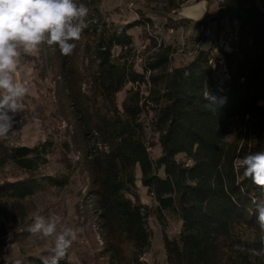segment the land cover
<instances>
[{
	"label": "trees",
	"instance_id": "trees-1",
	"mask_svg": "<svg viewBox=\"0 0 264 264\" xmlns=\"http://www.w3.org/2000/svg\"><path fill=\"white\" fill-rule=\"evenodd\" d=\"M78 3L89 14L70 56L46 44L24 53L37 87L44 83L52 95L53 135L35 147L0 141V171L12 166L25 174L0 182V200L24 201L78 174L83 191L74 226L94 238L96 224L104 253L120 264H141L150 247L148 219L161 222L165 212L180 222L178 238L162 235L165 264H264L235 249L264 246L256 213L264 188L233 167L235 159L264 151V0L217 6L216 35L226 28L234 34L231 52L218 50L228 77L222 86L212 48L178 65L170 47L137 62L127 29L138 22L117 30L99 21L92 1ZM55 151L64 175H41ZM136 182L152 205L141 202Z\"/></svg>",
	"mask_w": 264,
	"mask_h": 264
},
{
	"label": "rangeland",
	"instance_id": "rangeland-1",
	"mask_svg": "<svg viewBox=\"0 0 264 264\" xmlns=\"http://www.w3.org/2000/svg\"><path fill=\"white\" fill-rule=\"evenodd\" d=\"M95 9V15L102 23L120 30L133 23L137 25L127 29L132 38L131 54L139 62L161 47H170L171 63L178 65L190 60L197 49L212 48L211 64L218 85L222 86L228 77L221 59L219 49L229 53L234 34L226 28L216 35V23L212 21L217 12V6L223 0H90ZM176 8L171 9V6ZM204 22L203 25L198 24ZM116 58L120 49L113 50ZM15 80L28 88L23 98V111L16 115L12 133L7 142L15 146L35 147L44 141L48 135H53V123L50 115V102L53 100L48 87L40 83L37 87V73L33 62L21 54ZM129 86L117 95L120 104ZM141 93L146 94L145 86ZM65 129L62 124L60 131ZM151 156L155 158L159 151L152 149ZM49 163L40 171L41 175L62 177L65 173L60 162V155L55 151L48 157ZM76 157L72 160L76 161ZM137 174V173H136ZM25 174L12 166L0 171V182L15 180ZM137 192L143 204L152 205V199L144 188L136 182ZM81 176L75 174L65 187H46L32 198L24 201L0 200V264H35L34 259L49 255L53 246L50 239H40L29 231V225L36 215L51 216L58 214L67 226H74L76 220L75 205L82 193ZM164 219L158 222L155 218L148 219L151 233L150 247L141 256V264H165L162 235L170 239L178 238L180 222L171 213H163ZM93 236L79 233L66 256L60 261L65 264H120L104 253V240L96 224L93 225Z\"/></svg>",
	"mask_w": 264,
	"mask_h": 264
},
{
	"label": "clouds",
	"instance_id": "clouds-1",
	"mask_svg": "<svg viewBox=\"0 0 264 264\" xmlns=\"http://www.w3.org/2000/svg\"><path fill=\"white\" fill-rule=\"evenodd\" d=\"M88 14V7L78 0H0V141L13 132L15 117L23 111L22 100L28 93V88L14 78L21 54H37L46 44L55 45L62 55L70 56L74 42L81 39ZM233 167L264 188V151L235 159ZM256 213L264 231V203L256 204ZM28 231L53 242L50 254L41 257V264H60L82 229L67 226L60 215L52 214L36 215ZM260 239L264 242V236ZM235 249L264 258V246L256 249L236 245Z\"/></svg>",
	"mask_w": 264,
	"mask_h": 264
},
{
	"label": "crops",
	"instance_id": "crops-1",
	"mask_svg": "<svg viewBox=\"0 0 264 264\" xmlns=\"http://www.w3.org/2000/svg\"><path fill=\"white\" fill-rule=\"evenodd\" d=\"M139 183V182H138ZM139 185H140V183H139Z\"/></svg>",
	"mask_w": 264,
	"mask_h": 264
}]
</instances>
